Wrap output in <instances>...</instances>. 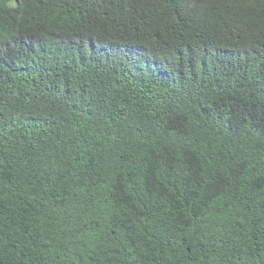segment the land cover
<instances>
[{
  "label": "trees",
  "instance_id": "obj_1",
  "mask_svg": "<svg viewBox=\"0 0 264 264\" xmlns=\"http://www.w3.org/2000/svg\"><path fill=\"white\" fill-rule=\"evenodd\" d=\"M0 264H264V0H0Z\"/></svg>",
  "mask_w": 264,
  "mask_h": 264
}]
</instances>
